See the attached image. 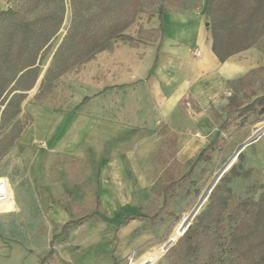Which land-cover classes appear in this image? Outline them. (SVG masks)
<instances>
[{"label": "crops", "instance_id": "0c3cea01", "mask_svg": "<svg viewBox=\"0 0 264 264\" xmlns=\"http://www.w3.org/2000/svg\"><path fill=\"white\" fill-rule=\"evenodd\" d=\"M209 8L171 11L163 16L164 31L157 42H116L112 51L90 59L92 94L83 105L93 101L94 111L48 120L47 149L26 152L30 173L14 176L32 181L29 204L20 205L12 177L3 178L10 204L0 211V264H42L51 246L53 254L43 264H92L96 257L88 263L80 258L82 251L105 249L111 234L140 220L138 211H146L156 199V165L163 167L165 182L167 169L189 167L212 145L210 136L217 128L212 113L220 102L226 111L236 82L264 65V47L254 45L221 62L211 49ZM157 22L159 26V17ZM161 127L165 150L176 151L151 162V153L160 146ZM22 138L32 144L38 137L32 131ZM90 198L98 207L91 214ZM46 201L59 209L58 225L48 230L31 211L48 205ZM106 213H112L111 221L101 218Z\"/></svg>", "mask_w": 264, "mask_h": 264}, {"label": "trees", "instance_id": "16d2710c", "mask_svg": "<svg viewBox=\"0 0 264 264\" xmlns=\"http://www.w3.org/2000/svg\"><path fill=\"white\" fill-rule=\"evenodd\" d=\"M71 2L76 29H72L55 53L52 67L46 73L53 80L101 51H112L117 41H138L127 31L135 24L141 8L146 4L158 10L161 23L151 32L160 34L164 31L163 16L171 11L184 10L189 0ZM64 4L65 0H24L18 7L0 9V160L27 127L19 117L22 104L40 77L44 48L50 45L62 27ZM209 6L211 49L221 62L254 45L264 47V0H210ZM81 24L87 25L86 29H79ZM260 72H264V65L236 82L226 106L228 117L233 113L236 117L248 114L259 115L261 119L264 117V93L252 101H247L248 93H243L244 87L250 85ZM43 87L42 82L40 88L43 90ZM88 99L85 98L78 106ZM175 151H170L171 156ZM171 172L167 169L165 173V192L188 180L193 169L179 179L174 178ZM137 216H127L125 222ZM228 224L235 226L227 237ZM70 225V222L64 225L62 234L67 232ZM221 247L246 264H264V191L257 200L235 199L227 182L221 183L212 190L206 208L196 215L184 235L169 251L177 260L176 264H214L216 249ZM53 250L51 246L49 254L42 258V264L53 254Z\"/></svg>", "mask_w": 264, "mask_h": 264}, {"label": "rangeland", "instance_id": "374dc122", "mask_svg": "<svg viewBox=\"0 0 264 264\" xmlns=\"http://www.w3.org/2000/svg\"><path fill=\"white\" fill-rule=\"evenodd\" d=\"M23 1L0 0V9L18 7ZM209 3L210 0H189L184 6V11L196 10L203 6L209 8ZM64 11L65 19L62 27L52 38L50 45L43 50V57L40 62V77L36 82V86L28 92L27 99L22 104V113L19 116L27 124L21 137L23 135L30 137L32 131H34L38 138H31L33 140L32 144H28V141L23 140V138L22 140L18 139L16 144L0 160V178L12 177L10 181L14 186L15 197H17L20 205L29 204L31 201L29 197L33 195L34 188L30 187L32 181L28 178L22 181L14 176H18L20 173H30L27 160L24 158L26 152L47 149L48 141L44 137L47 136L49 128L48 120L58 119L60 115L66 113H69L72 117L85 111H94L93 101L78 106L86 95L92 94L93 81H91L90 59L74 66L72 70L63 73L56 80L46 74L52 67L58 47L66 39V36L72 32V29H76L75 11H73L71 0H65ZM157 17V8L146 4L141 8L137 21L128 29L127 33L142 42H157L159 33L153 34L151 32V29L158 26ZM86 26L81 24L79 29H86ZM118 42L119 45H122L121 41ZM140 51L142 54V50ZM42 82L44 83L43 90L40 88ZM243 90L248 93L247 101H252L258 95L263 94L264 72L255 75L252 83L246 85ZM185 102L182 106L188 108L189 104L186 105ZM190 105L194 106L195 109H199L192 102ZM224 106L220 102L215 112L212 113L217 128L211 134L208 144H212L213 147H208L209 149L204 155L201 153L202 156L200 155V158H196L191 162L189 167L176 166L174 169V166H172L175 178L183 177L193 169L190 178L176 184L167 193L163 190L165 183L162 180L163 167L156 165L157 179L153 183V189L158 198L156 197L146 211H138L142 217L140 220H135L134 223L123 228L120 234H111L109 245L105 249L82 251L83 254L80 256L82 260L89 263L92 257L95 256L96 258L92 261V264H176L177 260H174L169 248L177 244L178 239L184 235L196 215L206 208L209 195L215 187L226 181L235 199L251 198L257 200L259 198L264 191V117L261 119L259 115L255 114L236 117L235 113L228 117ZM32 125L36 127L33 129ZM161 129L162 127L157 131V135L161 136L160 141L164 147L159 148L161 147L160 142V146L151 153V162H154L159 155H164L167 151L165 150L167 145L164 144L166 141L160 135L161 133L164 134ZM243 145L245 146L242 148ZM8 156L10 157L8 158ZM74 165L71 163L70 166ZM162 192L168 195V204L165 207H162ZM89 200L88 209L91 214L98 207L94 198ZM47 203L46 206H37L31 209L39 217H37L38 220H43L39 224L44 226L46 230L50 226H57L59 223L56 220L58 215L55 214L59 209H55L50 205V202ZM199 204L201 205L200 208L191 217L192 212ZM54 206L58 207L56 204ZM67 209L70 211L69 205H67ZM111 217L112 213H106L101 218L107 222L108 220L111 221ZM184 222V230H181L180 228ZM234 226L235 224H228L225 232L227 237L231 234ZM178 229L179 234L177 237H173L172 234ZM171 239H174L172 243L165 246ZM214 261V264H246L240 261L238 257L228 254L224 247L216 249Z\"/></svg>", "mask_w": 264, "mask_h": 264}, {"label": "built area", "instance_id": "2783aa9c", "mask_svg": "<svg viewBox=\"0 0 264 264\" xmlns=\"http://www.w3.org/2000/svg\"><path fill=\"white\" fill-rule=\"evenodd\" d=\"M196 55L201 54V50H197ZM9 199V184L3 178H0V204L7 202Z\"/></svg>", "mask_w": 264, "mask_h": 264}, {"label": "bare ground", "instance_id": "6f19581e", "mask_svg": "<svg viewBox=\"0 0 264 264\" xmlns=\"http://www.w3.org/2000/svg\"><path fill=\"white\" fill-rule=\"evenodd\" d=\"M5 180V179H4ZM7 180V179H6ZM5 180V181H6ZM9 197H10V191H9ZM9 202H8V200H7V202H5V203H3V204H0V211L1 212H3V211H6L7 210V208L9 207ZM179 234V229L176 231V232H174L172 235H173V237H177V235Z\"/></svg>", "mask_w": 264, "mask_h": 264}, {"label": "water", "instance_id": "95a60500", "mask_svg": "<svg viewBox=\"0 0 264 264\" xmlns=\"http://www.w3.org/2000/svg\"><path fill=\"white\" fill-rule=\"evenodd\" d=\"M208 25H210L209 22H208ZM246 143H247V142H246ZM245 145H246V144H245ZM245 145H243L242 148H243ZM238 152H239V151H238ZM238 152H237V153H238ZM200 206H201V205L199 204V206H197V208L192 212L191 217L197 212V210L200 208ZM184 226H185V222L182 224V226H181L180 229H181V230H184ZM173 240H174V239L169 240L168 243H167L165 246H168L169 244H171Z\"/></svg>", "mask_w": 264, "mask_h": 264}]
</instances>
